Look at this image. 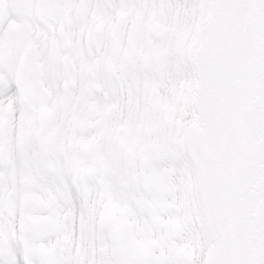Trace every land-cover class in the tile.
Masks as SVG:
<instances>
[{
    "label": "snow or ice",
    "instance_id": "6c2138e0",
    "mask_svg": "<svg viewBox=\"0 0 264 264\" xmlns=\"http://www.w3.org/2000/svg\"><path fill=\"white\" fill-rule=\"evenodd\" d=\"M0 264H264V0H0Z\"/></svg>",
    "mask_w": 264,
    "mask_h": 264
}]
</instances>
